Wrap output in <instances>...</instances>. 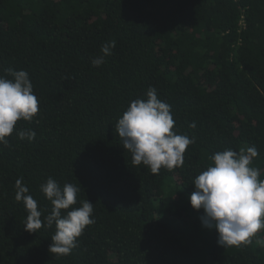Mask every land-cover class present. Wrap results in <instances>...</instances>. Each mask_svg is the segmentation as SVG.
Segmentation results:
<instances>
[{"label": "trees", "instance_id": "1", "mask_svg": "<svg viewBox=\"0 0 264 264\" xmlns=\"http://www.w3.org/2000/svg\"><path fill=\"white\" fill-rule=\"evenodd\" d=\"M7 69L28 72L38 113L0 143V264H264V228L225 248L189 199L226 149L255 146L264 180V0H0V76L13 79ZM149 87L194 138L183 166L158 174L133 165L115 128ZM21 177L42 222L48 178L79 187L71 208L93 203L70 255L49 251L55 224L25 230Z\"/></svg>", "mask_w": 264, "mask_h": 264}, {"label": "clouds", "instance_id": "2", "mask_svg": "<svg viewBox=\"0 0 264 264\" xmlns=\"http://www.w3.org/2000/svg\"><path fill=\"white\" fill-rule=\"evenodd\" d=\"M115 44L112 40L102 45V54L91 59L93 67L104 63ZM6 71L13 79L0 76V143L5 145L9 142L6 137L19 120L31 121L38 113V98L28 72ZM146 97L132 101L115 123L122 146L132 154L133 165L143 164L152 174H158L161 168L173 170L183 166L184 153L194 138L173 130L171 106L158 98L154 87H149ZM18 136L32 140L36 132L20 130ZM257 155L255 146L239 152L232 149L217 152L211 157L213 163L194 178L195 191L189 197L190 203L196 210L203 209L202 225L215 228L217 243L225 248L251 243V238L264 228V180L259 179V169L250 166ZM22 179L16 180L15 199L22 201L28 211L25 230L37 232L43 222L48 227L55 224L49 251L55 256L70 255L85 227L95 223L91 218L93 203L87 199L81 202V207L71 208L77 202L79 187L67 183L61 188L48 178L41 191L53 207L42 222L38 202L28 194L29 188ZM62 210L68 211L62 214Z\"/></svg>", "mask_w": 264, "mask_h": 264}]
</instances>
